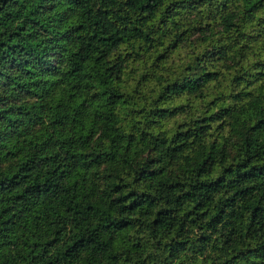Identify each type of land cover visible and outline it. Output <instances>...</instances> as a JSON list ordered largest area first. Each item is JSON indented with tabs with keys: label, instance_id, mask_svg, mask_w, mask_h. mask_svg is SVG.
<instances>
[{
	"label": "trees",
	"instance_id": "trees-1",
	"mask_svg": "<svg viewBox=\"0 0 264 264\" xmlns=\"http://www.w3.org/2000/svg\"><path fill=\"white\" fill-rule=\"evenodd\" d=\"M0 264H264V0H0Z\"/></svg>",
	"mask_w": 264,
	"mask_h": 264
},
{
	"label": "rangeland",
	"instance_id": "rangeland-1",
	"mask_svg": "<svg viewBox=\"0 0 264 264\" xmlns=\"http://www.w3.org/2000/svg\"><path fill=\"white\" fill-rule=\"evenodd\" d=\"M152 64V60L147 59L144 61H137L133 64V66L135 65L136 67V71L135 72H143V71H147L148 72V78L151 79V81H147V79H142L139 83L138 86L141 88V90H147L149 87H151L152 83H155V78L152 77L153 74H156L157 72V67L154 66H150ZM158 64H160L158 62ZM135 72H132V76H135ZM136 84V83H135Z\"/></svg>",
	"mask_w": 264,
	"mask_h": 264
}]
</instances>
